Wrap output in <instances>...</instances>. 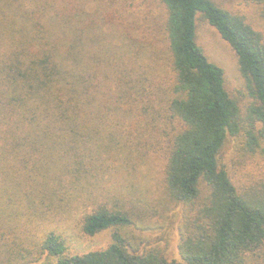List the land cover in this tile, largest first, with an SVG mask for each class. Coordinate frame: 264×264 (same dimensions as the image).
Masks as SVG:
<instances>
[{"label":"trees","instance_id":"obj_1","mask_svg":"<svg viewBox=\"0 0 264 264\" xmlns=\"http://www.w3.org/2000/svg\"><path fill=\"white\" fill-rule=\"evenodd\" d=\"M160 1L162 44L154 20L140 37L120 29V7L0 0V256L13 264H264V181L240 189L220 163L240 107L197 42L198 16L237 54L251 151L264 140V35L215 0ZM247 1L264 16V0ZM155 151L183 206L172 258L123 230L152 217ZM70 220L112 230L109 243L71 251L57 228Z\"/></svg>","mask_w":264,"mask_h":264},{"label":"rangeland","instance_id":"obj_2","mask_svg":"<svg viewBox=\"0 0 264 264\" xmlns=\"http://www.w3.org/2000/svg\"><path fill=\"white\" fill-rule=\"evenodd\" d=\"M30 5L34 0H27ZM90 11L97 6L104 7L111 12L113 8L120 7V15L115 16L114 20L122 23L118 26L120 29L125 28L128 32L136 37L146 34L149 29L148 22L154 20L156 23L157 37L166 43L163 33V23L165 21L166 9L160 0H76ZM219 5L230 11L243 15L257 30L264 35V16L262 7L256 3L247 0H215ZM110 15V14H109ZM122 16V20L119 17ZM197 42L203 48L208 58L221 66L225 72L226 88L233 96L240 107L239 123L240 130L235 136H228L220 155V163L223 164L234 182L240 189H251L264 181V140L261 142V148L254 151L246 147L245 130L249 125V107L255 103V100L249 95L247 82L242 75L238 57L231 45L222 38L220 33L212 27L206 20L198 16L197 20ZM129 34V33H128ZM262 124L256 123V130L260 129ZM164 142V141H163ZM162 142V148L165 147L166 141ZM161 153V152H160ZM154 161V169H149L147 175L156 182L149 189L148 199H152L151 212L152 217L142 219L136 218L135 223L127 227L125 233L132 238L137 245L143 246L144 241L160 245L169 257H175L177 245V232L175 224H178L182 205L173 204L166 196L161 184L163 161L158 152L149 155ZM152 182V181H151ZM77 217V216H76ZM73 220H75L73 218ZM57 228L65 236H69V249L71 251L82 252L91 249L105 247L110 241L112 230H103L95 235H87L78 229H75L73 221H64L58 224ZM5 230L1 228L0 230ZM13 239L11 236L10 241ZM40 261H30L22 264H42ZM0 264H13L7 257L0 256Z\"/></svg>","mask_w":264,"mask_h":264}]
</instances>
